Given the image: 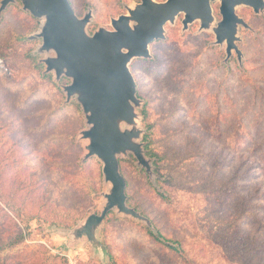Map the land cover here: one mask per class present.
Listing matches in <instances>:
<instances>
[{"label":"rangeland","instance_id":"374dc122","mask_svg":"<svg viewBox=\"0 0 264 264\" xmlns=\"http://www.w3.org/2000/svg\"><path fill=\"white\" fill-rule=\"evenodd\" d=\"M69 1L78 18L91 15L89 36L140 3ZM236 14L248 25L240 61L212 29L184 30L182 16L149 59L131 61L148 166L128 154L119 169L127 207L147 222L110 211L96 249L68 237L110 188L101 163L84 158L89 126L64 93L71 80L45 72L41 20L18 1L0 13V264H264V11Z\"/></svg>","mask_w":264,"mask_h":264},{"label":"water","instance_id":"95a60500","mask_svg":"<svg viewBox=\"0 0 264 264\" xmlns=\"http://www.w3.org/2000/svg\"><path fill=\"white\" fill-rule=\"evenodd\" d=\"M15 1L24 12L42 21L36 34L41 40L39 51L53 53L42 61L45 72L71 80L64 93L67 99L77 97L89 126L82 132L88 141L84 158L95 157L101 163L103 182L110 186L102 195L105 205L100 214L88 216L68 236L71 240L86 238L99 249L98 230L110 211L147 222L127 207L126 181L119 169V158L128 154L141 167L148 166L138 143L142 132L136 126V109L141 102L129 69L131 61L149 59L150 44L165 40V26L174 24L178 16H182L184 30L195 22L201 31L212 29L215 43L225 45L226 59L234 52L240 61L238 28L248 29V25L236 10L247 8L260 15L264 0H140L126 15L111 20L112 30L100 28L91 36L86 33L91 15L78 18L69 0H1L0 13ZM213 3L218 4L221 18L214 28Z\"/></svg>","mask_w":264,"mask_h":264},{"label":"trees","instance_id":"16d2710c","mask_svg":"<svg viewBox=\"0 0 264 264\" xmlns=\"http://www.w3.org/2000/svg\"><path fill=\"white\" fill-rule=\"evenodd\" d=\"M126 194V193H125ZM24 237H19V241H21L22 239H23ZM261 243V242H260ZM174 251H178L179 250V246L178 245H173L172 247H171Z\"/></svg>","mask_w":264,"mask_h":264}]
</instances>
